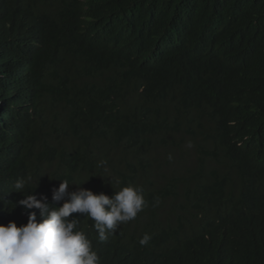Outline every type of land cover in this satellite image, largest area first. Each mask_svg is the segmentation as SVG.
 <instances>
[{
  "label": "trees",
  "instance_id": "trees-1",
  "mask_svg": "<svg viewBox=\"0 0 264 264\" xmlns=\"http://www.w3.org/2000/svg\"><path fill=\"white\" fill-rule=\"evenodd\" d=\"M62 180L144 189L100 264H264V0H0V224Z\"/></svg>",
  "mask_w": 264,
  "mask_h": 264
},
{
  "label": "clouds",
  "instance_id": "clouds-1",
  "mask_svg": "<svg viewBox=\"0 0 264 264\" xmlns=\"http://www.w3.org/2000/svg\"><path fill=\"white\" fill-rule=\"evenodd\" d=\"M73 184L81 185L62 180L53 190L51 202L47 196L38 199L34 194H24L19 205L38 209L39 214L30 212L24 225L15 221L0 224V264H100L92 240L73 214L93 220L99 240L104 242L119 225L134 220L147 204L141 185L129 184L110 197L85 188L70 192ZM15 189L24 193L25 181H17ZM149 239L145 234L141 245Z\"/></svg>",
  "mask_w": 264,
  "mask_h": 264
}]
</instances>
